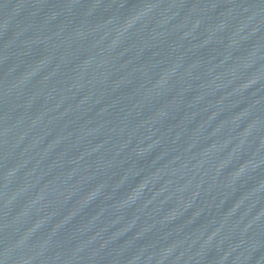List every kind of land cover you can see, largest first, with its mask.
Returning <instances> with one entry per match:
<instances>
[{
	"label": "water",
	"instance_id": "water-1",
	"mask_svg": "<svg viewBox=\"0 0 264 264\" xmlns=\"http://www.w3.org/2000/svg\"><path fill=\"white\" fill-rule=\"evenodd\" d=\"M0 264H264V0H0Z\"/></svg>",
	"mask_w": 264,
	"mask_h": 264
}]
</instances>
